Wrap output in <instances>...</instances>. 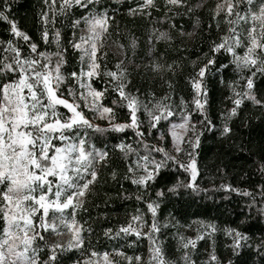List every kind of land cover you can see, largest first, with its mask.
Segmentation results:
<instances>
[{
	"label": "snow or ice",
	"instance_id": "snow-or-ice-1",
	"mask_svg": "<svg viewBox=\"0 0 264 264\" xmlns=\"http://www.w3.org/2000/svg\"><path fill=\"white\" fill-rule=\"evenodd\" d=\"M205 3L40 0L34 35L14 15L19 0H0V264H264V138H244L264 125V0H217L206 26ZM118 16L149 27L138 36ZM114 43L123 58L111 64ZM137 58L167 91L142 92ZM215 89L227 93L219 105ZM230 157L250 161L243 187L225 180ZM218 193L236 205L234 224L208 215ZM117 200L133 207L112 226ZM192 204L206 211L190 223L173 211ZM102 240L119 246L98 251ZM142 240L147 258L123 250Z\"/></svg>",
	"mask_w": 264,
	"mask_h": 264
},
{
	"label": "trees",
	"instance_id": "trees-1",
	"mask_svg": "<svg viewBox=\"0 0 264 264\" xmlns=\"http://www.w3.org/2000/svg\"><path fill=\"white\" fill-rule=\"evenodd\" d=\"M158 2H161V0H158ZM192 3H196L197 0H191ZM20 6L16 8L14 15L17 16L18 19L21 20V24L23 27L28 29L30 32H32L34 35H38V33L35 32V29L39 27L37 18L35 16L36 10L40 7V0H19ZM215 1L210 0L207 3H205V7L200 10V15L202 19L206 23L209 18L208 8L211 6H214ZM126 7V4L124 5ZM117 20L120 22L121 27L123 28L126 24L129 28H132L136 35L140 36L142 35L144 29L148 28L149 25L141 19H136L135 21L128 19L127 17H121L118 16ZM181 23L185 24V27H188V24L186 21H181ZM57 27H60V24H57ZM189 30H191L189 28ZM224 28L222 27L221 33L223 34ZM4 33V28L2 25H0V34ZM70 35V31L68 32ZM215 36V33L213 34ZM207 39V37H205ZM51 39V36H50ZM198 42V38H194ZM189 46L195 47L192 40L187 41ZM54 49V46H53ZM52 50V49H50ZM109 59L111 61V64H114L117 60H119V57L117 54L109 51ZM192 59H195V56H192ZM144 63H146L145 60L142 58H137L136 65L132 67H136L137 65H140L138 71L133 72V81L134 83H138L142 87V92L145 89H148L151 87L157 95H161L163 92L167 91L165 88L159 87V78H154L151 73L148 72L147 69L144 68ZM110 64V66H111ZM186 71H190V69H186ZM225 92H221L219 89H215L213 92V96L216 100L217 105H219L222 97L226 95ZM141 98L144 99V96L141 95ZM244 138L245 140L251 139L254 143H258L262 138H264V125L259 124L258 122L253 126L252 129H246L244 131ZM218 148L219 146L211 139L206 140L203 145V163L207 165V170L210 175L215 176V166L216 163L219 161L216 160V154H218ZM231 159V165H234V168L230 166L228 168V175L225 177V180L230 181L233 185H239L241 187L245 186L244 182L239 177V172L243 169L247 168V163L243 159H238L235 157H230ZM221 182L220 179L216 180V183L219 184ZM206 184H208L209 187H212L213 185L209 184L207 181H205ZM127 187V185H126ZM109 191H115L114 189H109ZM102 199V198H101ZM235 199V197H234ZM214 201L209 199L205 200L203 202L204 205H213ZM215 204L219 205V208L217 207H211L207 210L209 216L217 217V222L221 225H227V224H234V222L237 220V212H234L233 209L236 208V205L230 204L227 201H223L220 199V194H216L215 197ZM132 205L121 203L120 201H116L114 205H110L107 211H109V221L112 226L119 225L121 223H124L127 221L128 216L126 215V210L130 212L132 210ZM101 211H104V209H101ZM177 213V215L181 218V220L187 219L190 223L192 220H195L200 216V214L204 213L206 209L199 205V204H192V205H185L183 208H180L179 206L176 209H173ZM97 215V210L92 209V216ZM110 226L108 222L105 221H97L93 223V227L97 229L99 232L100 226ZM174 231V230H173ZM172 233H170L168 237V251L171 254H175V241L171 239ZM134 240V237H130L128 240V243H132ZM217 241H218V250L222 252V246L226 242V238L222 234L217 235ZM95 243V240L93 241ZM123 243V242H119ZM204 245V242L201 241L200 245L198 247H202ZM119 246L118 242H106L101 241V243L97 246L98 251H111L112 247ZM148 248L147 240H142L140 245L134 248H128L125 247L123 250L127 253V255H134V254H145ZM202 258V257H201Z\"/></svg>",
	"mask_w": 264,
	"mask_h": 264
},
{
	"label": "rangeland",
	"instance_id": "rangeland-1",
	"mask_svg": "<svg viewBox=\"0 0 264 264\" xmlns=\"http://www.w3.org/2000/svg\"><path fill=\"white\" fill-rule=\"evenodd\" d=\"M208 1H210V0H206V3H207ZM214 1H215V3L217 2V0H214ZM109 51H111V52L117 54V56L119 57V59H122V58H123V55H122V53H121V50L119 49V47L117 46V44H115V43L112 44V46L109 48ZM137 66H138V67H141L140 65H137ZM141 99H142V98H141ZM182 231H184V234H185L186 236H189V237H195V235H196L195 226H193V228H191V229L182 230ZM169 235H170V233H169ZM168 237H169V236H168ZM168 237H167V239H168ZM65 239H67V237H65ZM175 243H176V242H175ZM198 246H199V245H198ZM147 252H148V248H147L146 253L143 254L145 258H147ZM174 253H175V254H172L174 258H175V257H178V256L180 255L179 252L174 251ZM170 254H171V253H170ZM129 256H131V255H129ZM116 259L120 261V264H124V261H123L122 258H120V257H116Z\"/></svg>",
	"mask_w": 264,
	"mask_h": 264
}]
</instances>
